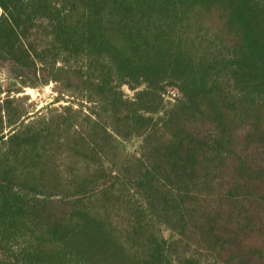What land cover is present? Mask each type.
I'll return each mask as SVG.
<instances>
[{"label": "trees", "instance_id": "16d2710c", "mask_svg": "<svg viewBox=\"0 0 264 264\" xmlns=\"http://www.w3.org/2000/svg\"><path fill=\"white\" fill-rule=\"evenodd\" d=\"M0 74V264H264V0H0Z\"/></svg>", "mask_w": 264, "mask_h": 264}, {"label": "rangeland", "instance_id": "374dc122", "mask_svg": "<svg viewBox=\"0 0 264 264\" xmlns=\"http://www.w3.org/2000/svg\"><path fill=\"white\" fill-rule=\"evenodd\" d=\"M4 74H0V82L6 83ZM123 91L127 97H131L132 92L128 89L123 88ZM175 92L170 91L167 94V100L174 98ZM56 94L53 92V85H47L38 89L24 88L19 94H13L10 99L13 100V106L20 107L26 112L28 116H31L29 120H37L38 116L48 113L51 109L58 108L59 106H65V102L54 103ZM68 99H64L67 101ZM29 120H25L28 123ZM116 148L115 154L119 157V160L125 159L128 155L138 157L140 154V141L139 139H130L128 141L116 140L114 143Z\"/></svg>", "mask_w": 264, "mask_h": 264}]
</instances>
